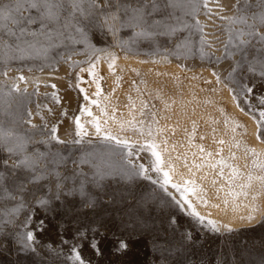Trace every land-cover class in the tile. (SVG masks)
Returning <instances> with one entry per match:
<instances>
[{
    "label": "snow or ice",
    "instance_id": "obj_1",
    "mask_svg": "<svg viewBox=\"0 0 264 264\" xmlns=\"http://www.w3.org/2000/svg\"><path fill=\"white\" fill-rule=\"evenodd\" d=\"M193 2L194 0H103V3L101 0H0V53H3L0 56V63H7L12 59L47 60L50 54L57 49L65 50L59 53L57 63L68 62L72 59V55L76 54L73 47L75 45H83L86 50H90L95 55L100 50L91 43L86 31L87 25L93 22L101 34L106 30L112 36H116L122 29H132L134 39L153 40L160 35L177 37L178 34H183L191 27L199 25L198 20L194 22V25H189L181 17L175 15L178 8H183L185 5L191 6ZM199 2L203 7L208 8L209 0H199ZM113 6L115 11H105ZM254 7L259 11H252L253 5L246 3L245 11L240 16L222 17V19H231L233 24L241 25L234 31L230 29L225 49L228 50L231 45L233 51L230 55L233 58L237 54L241 57L236 62L234 71L243 70L247 65L248 72L258 76L259 87L264 88V31H261V28H264V0H257ZM190 14L186 13V15ZM198 31L201 44H209L203 29L198 28ZM182 40L184 44L190 42L191 33L182 36ZM125 43L121 41L120 46L124 47ZM181 46L183 45L177 44L176 47ZM99 59L100 57L96 56L94 61L88 62L89 68H80V72L89 71L95 77L94 70ZM109 67H112V63ZM7 74V71L3 72V75L7 76ZM213 75L216 76L217 85L223 83L217 73L214 72ZM17 79L23 81L25 77L21 75ZM79 79L83 80V77ZM228 79L230 82H235L231 75ZM236 83H238L239 93L235 88L229 90L233 94L232 98L236 106L244 112V108L240 106L241 100L250 104V96L258 86L256 83ZM51 87L55 88L56 85L53 84ZM96 87L97 90L92 93L91 97L86 89H80L84 93V100L99 108L100 114L95 115L87 104L81 109V115L86 114L92 117L89 123L94 131L90 133L77 117L74 121L76 139L71 143L82 144L85 137L92 135L101 137L104 141L113 142L122 149L119 153V162L93 153H85L78 159H73L65 158L59 151L51 152L47 146H50L53 141L58 144L66 143L56 135L55 126L48 131L46 139L37 141L33 135H21L15 128L0 124V152L7 154V159L0 160V204L4 205L0 209V225L12 224L22 211L29 209L23 222L25 230L14 234L15 242L20 246L17 251L35 252L38 235L50 232L53 228H56L58 232L63 229L62 224L53 223L54 217L50 218V213L54 211L53 204L61 202L62 196L65 198L78 196L81 199V206L91 207L93 210L97 205H104L108 208L122 201L128 208L138 210L137 216L143 218L145 210L151 213L159 207L160 200L154 195L155 189H159L167 197L165 201L167 206L174 205L188 217L195 218L198 223H205L207 218L197 211V205L189 197L190 195L195 196L196 200L207 207L210 202L205 198L206 190L202 185L197 184L194 178L185 179L184 175L178 171L177 161H182L183 166L187 167L190 172L192 167L198 171L205 167L212 169L215 175L211 184L216 187V199L221 200L225 206L230 203L235 204L240 197L248 201L251 196V202L244 204V207L250 210L249 214L241 217V220L251 222L256 219V214L260 211V205L256 202L264 196L262 154L257 153L254 148H247L246 151L255 157L252 161V168H258L259 172L249 171L247 174H242L237 166L229 164L221 155L223 148L214 154L198 144L196 145L197 152L192 153V167H189L186 154L176 157L172 155L175 145L169 143V138L175 135L174 130H169L167 125L161 127L159 120L154 119L152 124H147L138 118L145 115L144 108L147 107V103L143 100L138 109L135 103L131 105L130 119L120 122L121 131L125 130L124 125L126 124L143 138L142 141L132 140L129 137L121 138L113 134L109 128L104 126L108 122L107 119L102 125L101 114L108 119H115V116L109 114L106 106L101 107L100 102L92 98L101 95L102 90L98 82ZM217 90L222 91L215 87L212 89V91ZM26 92V88L21 89L18 83H13L7 93L0 95V103L5 102V97ZM175 103V100L171 103L166 101L165 113L170 111L172 104ZM205 103H212V101L206 100ZM260 103L264 104V96L260 97ZM28 115L29 119L22 122L28 123L32 128H37V125L32 123L30 112ZM259 117L260 119L256 121L257 139H261L264 133V110L259 112ZM160 118L169 119L170 117L161 115ZM195 123L193 121L192 130L185 129L189 137L195 134ZM233 124L235 126L230 130L233 133L232 140L234 146L239 147L240 141L236 140L234 134L237 127L244 126L235 121ZM166 131L169 132V138L164 137ZM41 134L44 135L43 130ZM157 137L160 138L159 143H157ZM200 139L203 140L204 137L201 136ZM214 142L224 145L226 140L220 138ZM37 145L46 147L42 151ZM30 146L31 150H29ZM141 152L150 153L147 163L139 162ZM198 153L212 158L214 162L206 163L205 158L199 157ZM13 157L15 161L9 164V159ZM197 158L200 159V163L195 162ZM231 159H235V154H232ZM225 168L230 171L226 173ZM239 179H243L244 182L237 184L236 181ZM139 180L149 181L155 188L144 189L137 195L133 191V186L139 187L136 184ZM221 180L224 181L223 184L220 183ZM254 182H256L255 186ZM170 188L174 191H170ZM125 193L133 197L134 203H127L128 196H125ZM212 207L219 208L220 204H213ZM236 207L239 208L240 205L236 204ZM36 209L41 210L43 215L37 216ZM174 216V212L169 213L171 223H175ZM207 222L212 226L213 231H220L216 221L207 220ZM225 227L228 232L233 231L231 227ZM4 238L9 237L5 235ZM140 238L141 234L135 229L109 227L106 223L94 227L92 223H89L81 225L69 238L62 237L61 244H70V259L74 261V264H87L82 256V250H90L97 256L111 253L123 257L133 245L139 242ZM186 238L191 240L192 233H186Z\"/></svg>",
    "mask_w": 264,
    "mask_h": 264
},
{
    "label": "rangeland",
    "instance_id": "obj_2",
    "mask_svg": "<svg viewBox=\"0 0 264 264\" xmlns=\"http://www.w3.org/2000/svg\"><path fill=\"white\" fill-rule=\"evenodd\" d=\"M246 3L253 5L252 11H259L254 7L257 0H209L208 8L203 7L199 0H194L191 6L178 8L175 15L189 25H194L198 20V26L191 27L177 37L160 35L153 40L134 39L132 29H122L116 36L108 34L106 30L101 34L93 22L87 25L86 31L91 43L100 50L95 55L83 45H75L73 47L76 54L72 55L68 62L57 63L59 53L65 51L57 49L47 60L12 59L7 63H0V95L7 93L13 83H18L21 89H27L25 94L15 93L12 97H5V102L0 103V124L15 128L21 135H33L37 141L46 139L48 131L55 126L56 135L66 143L58 144L53 141L47 146L51 152L59 151L65 158L73 159H78L85 153H93L119 162V153L122 149L101 137L90 136L85 137L82 144L71 143L76 139L74 121L79 117L81 122L84 116L81 115V109L87 103L84 100V93L80 91L81 87L77 85L81 77L80 67L89 65L88 62L93 61L99 54L114 50L147 60L160 59L164 56L169 61H175L182 68L190 70L206 67L222 77L224 83L230 88H235L237 93L239 87L236 82L256 83L258 87L250 96V104L241 100L240 106L257 121L260 119L259 112L264 110V104L260 103V97L264 96V88L259 87L258 76L248 72L247 65L243 70L234 71L235 64L241 57L237 54L233 58L230 55L233 51L232 46L229 45L226 50L225 45L228 43L230 29L234 31L241 25L233 24L231 19H222L240 16L245 11ZM105 11H115V7ZM198 28L203 29L209 44H201ZM261 31H264V28H261ZM189 33L191 40L184 44L182 36ZM121 41L126 42L124 47L120 46ZM177 44L183 46L177 48ZM2 55L3 53H0V56ZM4 71H7V76L3 75ZM21 75L25 80L17 79ZM230 75L235 82L229 81ZM53 84L56 85L55 88L51 87ZM29 112L32 123L36 124L37 128L22 122L29 119ZM42 130L44 135L41 134ZM261 138L264 140V133ZM37 146L42 151L46 147ZM139 157V162L147 163L150 153L141 152ZM3 159H7V154L0 152V160ZM14 161L15 157L9 159V164ZM136 184L139 187L134 185L133 191L137 195L144 189L155 188L146 180L136 181ZM169 190L174 191L171 188ZM154 195L160 200V205L151 213L145 210L143 218L137 216L138 210L128 208L122 201L108 208L97 205L93 210L91 207L81 206V199L78 196L66 198L62 196L61 202L53 204L54 211L50 213V218L54 217L53 223L62 224L63 229L58 232L53 228L50 232L38 235L35 252L17 251L20 246L15 242L14 234L25 230L23 222L29 210L26 208L12 224L0 225V264H74L70 259V244H61V238H69L77 228L89 223L94 227L106 223L109 227L135 229L141 234V238L123 257L111 253L97 256L90 250H82V256L87 264H264V218L260 225L251 228L216 232L207 222L209 219L200 224L195 218L180 212L174 205L167 206L165 204L167 197L159 189H155ZM125 196H128V193H125ZM127 203H134L133 197L128 196ZM3 207L4 205L0 204V209ZM36 212L37 216L43 215L39 209H36ZM170 212L175 213V223L170 222ZM188 232L192 233L191 240L186 238ZM5 235L9 238L5 239Z\"/></svg>",
    "mask_w": 264,
    "mask_h": 264
},
{
    "label": "bare ground",
    "instance_id": "obj_3",
    "mask_svg": "<svg viewBox=\"0 0 264 264\" xmlns=\"http://www.w3.org/2000/svg\"><path fill=\"white\" fill-rule=\"evenodd\" d=\"M98 56L100 59L94 70L96 76L93 77L89 71L80 72L83 80L79 79L80 82L77 85L86 89L91 97L92 93L97 90L96 83H99L102 90L101 95L92 98L98 100L101 107L106 106L109 114L115 116V119H108L101 114L102 125L107 119L108 122L104 126L109 128L113 134L119 135L121 138L129 137L132 140H143L126 124L124 125L125 130L121 131L120 123L131 118V105L135 103L138 109L141 100H143L147 103V107L144 108L145 115L138 118L147 124H152L154 119L159 120L161 127L167 125L169 130H174L175 135L169 138V132L166 131L164 137L169 138L171 145H175V151L172 152L173 157L182 154L187 155L189 167H192V153L197 152L196 145L200 144L214 154L223 148L221 155L229 164L237 166L242 174H247L249 171L259 172L258 168H252V161L255 157L246 151L247 148H254L257 153L262 154L261 159H264V142H261L262 138L257 139L258 125L256 120L245 111L241 112L236 106V102L232 98L233 94L229 90L230 87L224 83L222 77L220 79L223 83L217 85L213 70L206 67L190 70L182 68L178 63L169 61L164 56L160 59L147 60L125 55L120 50L109 51ZM110 63H112V67H109ZM80 68L88 69L89 65ZM214 87L222 89V91H212ZM172 100H175L176 103L172 104L171 110L165 113V102L171 103ZM206 100H211L212 103H205ZM86 102L94 115L100 114L99 108L88 101ZM161 115H167L170 118L161 119ZM91 119L92 117L87 115L81 119V123L90 133L94 131L89 123ZM193 121L196 122V131L193 136L189 137L185 129L192 130ZM234 121L244 126L237 127L234 134L236 140L240 141L239 147L234 146L233 133L230 131L235 126ZM153 126L155 127V125ZM201 136L204 137L203 140L200 139ZM220 138L226 140L224 145L214 142ZM159 141L160 138L157 137V143ZM232 154H235L234 160L231 159ZM198 156L204 157V154L198 153ZM204 158L206 163L214 162L212 158ZM195 162L200 163V159L197 158ZM177 167L185 179L194 178L197 184L205 188V198L210 202L207 207L196 200L195 196L190 195L189 198L197 205V211L202 216L216 221L221 231H227L225 226L231 227L233 231L251 228L263 220L264 196L256 202L260 205L256 219L251 222L241 220V217H246L249 214L250 210L246 209L244 204L251 202V196H249L248 201L240 197L235 204L230 203L225 206L221 200L216 199V187L211 184L215 175L212 169L205 167L198 171L192 167L190 172L187 167L183 166L182 161H177ZM229 171L228 168H225L226 173ZM243 182V179L236 181L237 184ZM220 183L223 184L224 181L221 180ZM213 204H220V207H212ZM236 204H239L240 207L237 208Z\"/></svg>",
    "mask_w": 264,
    "mask_h": 264
}]
</instances>
